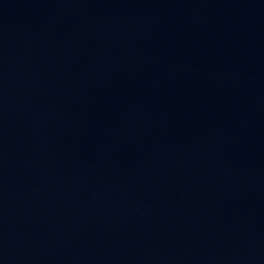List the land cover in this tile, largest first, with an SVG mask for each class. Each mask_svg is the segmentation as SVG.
I'll return each instance as SVG.
<instances>
[{"label": "water", "instance_id": "1", "mask_svg": "<svg viewBox=\"0 0 264 264\" xmlns=\"http://www.w3.org/2000/svg\"><path fill=\"white\" fill-rule=\"evenodd\" d=\"M0 264H264V0H0Z\"/></svg>", "mask_w": 264, "mask_h": 264}]
</instances>
